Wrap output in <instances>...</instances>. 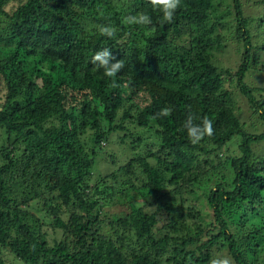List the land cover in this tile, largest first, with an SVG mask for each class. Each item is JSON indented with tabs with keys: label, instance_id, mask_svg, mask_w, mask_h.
<instances>
[{
	"label": "trees",
	"instance_id": "trees-1",
	"mask_svg": "<svg viewBox=\"0 0 264 264\" xmlns=\"http://www.w3.org/2000/svg\"><path fill=\"white\" fill-rule=\"evenodd\" d=\"M263 10L181 0L160 23L149 0H0V264L6 251L22 264H211L217 250L264 264V132L238 105L264 122V88L247 82L264 68ZM140 12L151 25L124 22ZM232 43L237 69L217 59ZM103 48L124 63L118 87L91 63ZM189 114L213 135L190 143ZM116 136L129 160L102 175ZM45 226L63 236L49 244Z\"/></svg>",
	"mask_w": 264,
	"mask_h": 264
},
{
	"label": "rangeland",
	"instance_id": "rangeland-1",
	"mask_svg": "<svg viewBox=\"0 0 264 264\" xmlns=\"http://www.w3.org/2000/svg\"><path fill=\"white\" fill-rule=\"evenodd\" d=\"M250 7H251V5L248 4V7H247L248 13H257L256 9L250 8ZM263 14H262V16H263ZM259 19H260V16H259L258 20ZM252 32L254 35V46H255V48H257L256 51L261 52L258 49H260L261 47L264 46V29L259 30L258 25L254 24ZM233 44L234 43H232V45H230V48H228L225 53L217 55V59L220 61L219 64L222 65V67H231V68L237 69L239 64H240V54L238 52H236V49L233 47ZM261 53L264 54V51ZM260 60H264V56L261 57ZM247 82L251 86L264 88V68H261V69L259 68L258 71L249 72ZM238 100H239L238 105L242 109L240 118H241L242 122L246 123V128L249 131H252L255 133L258 132V134L264 132L263 120H261L258 115H255L254 113H252L249 110V105H248L247 101L245 99H243V97H238ZM254 125H255V127H254ZM116 139H117L116 143L111 144V147H110V149H111L110 152L113 154H116L115 159L110 155H105L106 158L102 156L98 160V163L100 162L99 164L97 163L98 168H101V170H102L101 172L104 173L102 175H106V174L111 173L115 170H119L120 167L123 164H124L123 166H125V164L129 160V158L122 156V152L129 147L128 144L121 143L120 139L117 136H116ZM263 148H264V145H261L258 150H260V152H261V150H263ZM262 154H263V152H262ZM98 176H99V174L96 173L95 177L93 178V181L96 180V178ZM108 210L112 211L111 213L109 212L110 218L113 216L121 215V210H115L114 208L108 209ZM201 211H203V212L205 211V213H207L206 208L201 209ZM249 222L252 223L253 221L249 220ZM44 230L48 234L49 244H52L56 239H59L63 236L62 232L59 229H54L53 227H50V226H45ZM247 253L250 256L251 252H247ZM4 255H5V260L8 264H22V262L15 261L14 256L10 252L6 251L4 253ZM214 255H215L214 256L215 259L221 258V252H219V250L215 251ZM224 255L227 257V252H224ZM229 259H230L231 264H235L234 259L231 256ZM167 260H168V258H167ZM167 260H166V262H167ZM172 263H173V261L171 263H168V264H172ZM258 264H261V259L258 260Z\"/></svg>",
	"mask_w": 264,
	"mask_h": 264
},
{
	"label": "clouds",
	"instance_id": "clouds-1",
	"mask_svg": "<svg viewBox=\"0 0 264 264\" xmlns=\"http://www.w3.org/2000/svg\"><path fill=\"white\" fill-rule=\"evenodd\" d=\"M149 3L161 13L160 23H172L181 0H149ZM124 22L130 25L148 26L152 24V19L147 13L140 12L136 15L126 16ZM98 31L102 36L113 38L117 29L112 25H100ZM91 63L96 68L103 69V75L111 79L112 87H118L114 78L124 67L122 60H116L108 48H103L94 53ZM171 112V108L164 107L154 114L153 119L167 117L171 115ZM195 119L193 115L189 114L183 125L190 143L194 145L199 144L205 137H211L214 133L212 121L208 117H203L199 124L194 123ZM211 264H230V259L227 257L213 259Z\"/></svg>",
	"mask_w": 264,
	"mask_h": 264
}]
</instances>
